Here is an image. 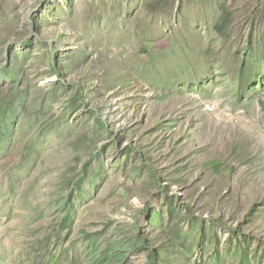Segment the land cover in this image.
Returning a JSON list of instances; mask_svg holds the SVG:
<instances>
[{"label": "rangeland", "instance_id": "1", "mask_svg": "<svg viewBox=\"0 0 264 264\" xmlns=\"http://www.w3.org/2000/svg\"><path fill=\"white\" fill-rule=\"evenodd\" d=\"M0 264H264V0H0Z\"/></svg>", "mask_w": 264, "mask_h": 264}, {"label": "trees", "instance_id": "2", "mask_svg": "<svg viewBox=\"0 0 264 264\" xmlns=\"http://www.w3.org/2000/svg\"><path fill=\"white\" fill-rule=\"evenodd\" d=\"M136 229L138 230V227H136ZM140 240H141V241H144V240H145V237H144V236H140ZM150 255H151V254H150ZM152 255H153L154 258L157 257L154 253H152ZM158 257H159V256H158Z\"/></svg>", "mask_w": 264, "mask_h": 264}]
</instances>
